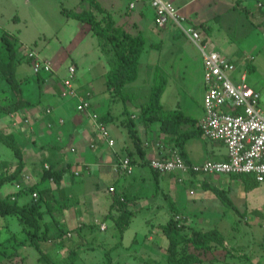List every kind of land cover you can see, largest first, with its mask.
Here are the masks:
<instances>
[{
  "label": "rangeland",
  "instance_id": "obj_1",
  "mask_svg": "<svg viewBox=\"0 0 264 264\" xmlns=\"http://www.w3.org/2000/svg\"><path fill=\"white\" fill-rule=\"evenodd\" d=\"M97 1L113 12L119 25L133 34L141 32L147 38V44L140 59L139 77L134 83L128 85V91L136 94L137 103H143L147 100L154 83V71L159 64L168 77V84L161 99L164 108L167 110L180 108L184 113L195 117L197 115L196 110L206 92L203 82V58L199 48L187 37L178 33L176 34L179 37L173 38L166 31H158V26L153 22V9L149 5L143 9V12H146L145 15H139L137 7L133 10L130 8V13L126 14L124 0ZM240 1L242 2L241 5L249 9L248 12L240 10L241 5L237 3V0H181L180 2L181 4L189 2L183 8L182 13L193 23L200 25L203 21H207L211 25L207 31L201 28L203 35L209 42L217 43L224 55L231 57L228 54L229 50L239 49L233 58L238 59L243 53L240 58L242 69L248 71L249 84L260 91L261 104L264 108V0ZM138 4L143 6L142 2ZM234 5L238 7L234 8ZM42 6L45 9H42ZM62 8L89 10L91 5L90 0H0V34L6 32L19 44L21 41L25 42L20 44L21 47L18 52L20 57L26 56L29 50H33L39 52L41 57L48 58L57 65V74L54 72L50 76V80H56L58 77L65 78L69 66L76 64L78 70H76L75 82L77 78L80 79L81 83L91 82L94 75L92 66L98 69L103 63L106 68L109 67L106 57L98 45L99 38L92 33L88 23L66 16L62 12ZM249 64L253 65L251 70L248 67ZM30 66L33 71V66ZM30 66L25 60H22L17 69L18 77L22 78L27 74L23 78L26 81L25 84L29 81H32L33 84L37 82L36 75H29L31 73ZM4 82L6 81H0L1 103L14 100L10 89H8L9 86ZM60 84L62 85V83ZM45 88L49 89V85L43 84L41 86L42 91ZM4 89L5 91L7 89V93ZM132 103L128 102L126 106L130 110L132 109L131 112L136 115L135 119L140 122V111L136 106L131 107ZM97 109L98 112L104 111L103 107ZM7 116L9 117V115ZM153 124L156 126L158 122ZM23 127L25 126L23 125L22 129ZM0 128L6 134L12 135L10 123L5 118L4 113H0ZM12 136L21 148L28 139V136L23 132L15 133ZM16 158L14 150L0 141V172L4 168L16 166L18 159ZM25 169L30 173L29 165L26 164ZM31 176L33 177V174L29 177ZM228 179L227 182L233 184V191L230 192L232 197L237 196V199H242L241 204L237 203L239 209L236 210L234 207L223 203L220 209H207L205 211L209 214L216 213L218 218L222 220L219 225H191L205 229L218 227L225 235L229 247L235 249L232 252L235 255L231 256L230 253L220 247L207 256L205 264H264V183H258L248 190L245 188L242 179H233L231 176ZM23 183L31 185L33 181L24 180ZM14 186L13 182L6 183L1 188V195L8 196L7 192L14 189ZM139 187L140 191L144 190L143 194L139 193L138 197L140 198L130 205V209L134 211V216L129 226L123 231H117L114 219L106 215L104 219L108 224V230H102L100 224L103 215L95 207L92 208L93 204L90 213L92 216L88 217L89 213L86 211L83 201L86 199L89 202L91 198L96 200L94 188H91L92 192H86V196L79 192L81 187L74 189L78 192H73L70 196H68V189L64 191L65 196H68L67 199H70V203H77V210H80L83 205L79 215L80 220L86 223L85 229L81 230L78 226L79 216L71 217V212L74 209L72 208L69 210L70 213L66 214L68 221L65 224L66 229H70L71 232H68L62 239L66 244H70V247L77 244L75 248L80 255L77 264H169L166 260L167 238L163 235L162 225L167 222L171 215L169 209L171 203L169 201L164 202V198H162L159 204H152L153 199L146 192L155 187L154 179L151 178L146 185ZM195 189L197 188L195 187ZM100 191L103 192V188H100ZM13 195L16 196L15 193ZM126 196L128 199L133 198L130 192H127ZM145 196L150 198L144 199ZM98 197H102L105 205L106 201H111V197L107 194ZM10 199L13 197L11 196ZM178 205L181 207V204ZM201 205L202 203H198V208ZM239 210L242 212L247 210L248 214L253 215L250 223L247 224L243 216L239 217L236 213ZM224 211L227 212L226 217L220 218L224 215ZM46 218L48 221L52 220L50 216L46 215ZM211 221L213 220L211 219ZM0 229V241L11 239L13 233L19 239H26L28 236L26 232H24L25 234L22 232V226L15 216L10 215L6 220L3 218ZM27 241L26 245L21 246L17 244L16 240L7 243L6 247L0 246V264H16L15 261L10 262L8 257L1 253L5 252L4 250L9 254L16 253L17 247L27 257L22 260L17 258L19 264H45L41 259L40 252L29 240ZM73 243L75 245H72ZM41 244L44 250H48V247H54L53 245L56 243L53 239L52 241H43ZM57 246L58 253H56L55 259L58 261L63 260V257L66 259L68 251L63 249L66 246Z\"/></svg>",
  "mask_w": 264,
  "mask_h": 264
},
{
  "label": "crops",
  "instance_id": "obj_2",
  "mask_svg": "<svg viewBox=\"0 0 264 264\" xmlns=\"http://www.w3.org/2000/svg\"><path fill=\"white\" fill-rule=\"evenodd\" d=\"M124 1L126 3L127 10L130 0ZM173 1L180 7L181 11H183V8L189 4V2L181 4V0ZM142 3L143 6H140L141 3L137 5V9H139V15H145L146 12H143V9L146 5H149L145 1ZM41 8L45 9L44 6ZM104 8L108 9L106 7ZM234 13L236 14V12ZM153 22L155 24L154 18ZM169 27L170 28L158 27L157 30L160 32L166 31L173 38L179 37L177 36L174 27ZM20 43L22 45L25 42L21 41ZM214 45L216 49L221 52L218 44L214 43ZM238 51L239 49L229 50L228 54L231 55V57L229 56L231 60H233L239 65L240 68H242V62L240 58L243 53L238 59H233ZM222 54L224 55V53ZM226 57L229 58L228 55ZM27 64L30 66L28 62ZM53 66L54 72L57 74L58 67L55 64H53ZM70 66H74L76 70H78L76 64H71ZM107 69L108 68H106L103 63L101 64V68L98 69L92 66L94 75L92 76L91 82L86 81L81 83L80 79L78 78L75 82V85L79 91L91 93V102L94 110L97 111L98 107L104 108V111L99 112L101 117L105 116V113L109 112L110 110H112L113 115H118L122 110V106L118 104L119 102L111 101V96L107 91L105 84V73ZM30 71V76L36 75L32 69ZM50 76L52 75L42 74L41 76L42 79L44 78V85H49V89L45 88L43 94L41 95L40 93L38 94L37 91V89H39L38 82L33 84L32 81H29L30 84L28 85L29 82L25 84L26 81H23L22 87L24 95L26 98H28L31 104L22 114L24 116L17 115L18 120H16V124H14V121H12L10 116L8 117L5 115V118L8 119V122L10 123L12 135L18 132H23L28 136V139H26L27 141H25V144H23L22 148L24 150L26 164L27 166H30L31 170L30 173H28V171H24L23 175L27 176V174H33V177L31 176L29 181H33V183L41 181L44 164L54 165L59 169L64 168L67 164H71L70 169H66L64 172L60 187L57 188L59 194L60 196L65 195L64 191L68 189V196H70L73 192H78L74 189H79L81 187L79 192L82 193L83 196H86V192H92L93 190H91V188H94L95 191L93 192L97 197L96 200L91 198L88 202L85 199L83 204L85 205L86 211L89 213L88 217L92 216L90 213L94 207L98 212L101 213V215H103V220L101 221L100 226L102 229V225L104 224L105 228L102 230H108V224L104 217L108 213L110 214L113 208L119 206L117 204L118 201H121L120 198L122 197L124 203L129 204L128 207L130 208V205L134 204L133 202L140 198L138 197V194H143L144 190L140 191L139 186L146 185L147 182L151 180V178L154 179L155 187H152V190L146 193L149 194V196L153 199L152 204H159L162 198H164V202H168V199L170 198V200L172 199L176 205L181 204V207L178 205L177 208L179 209V213L185 215L186 223L189 225L194 224L196 226H217L222 222L216 213L215 216V214H209L205 212L207 209H220L223 204L221 198L216 194V189H229L228 195L232 198L233 204L235 206L234 208L236 210L239 209L237 203L241 204L240 202L242 199H237V196L233 198L230 194V192L233 191V184L232 182H227L229 180L228 178L230 177L229 174H189L174 171L166 172L165 175H162L164 173L159 172V174L155 175L154 169L149 164L143 163L142 158H140V149L136 146L134 140L128 137L126 130L123 127L118 126V124L115 122H108V128L110 129L112 137L115 139V146L112 148L110 145H108V143L105 142V140L102 139L101 135L94 129V127L88 123L89 120L87 118V114L77 112L76 99L64 98L61 96L62 85L60 83H62L63 78L58 77L56 80L52 81L50 80ZM24 77H22V79ZM247 78H249V74L247 75ZM54 81L57 82L55 83ZM57 85L59 86L57 87ZM7 86H9L8 83ZM8 89H10L13 95L12 97L15 99L16 94L13 92L10 86ZM5 92L7 93V89ZM133 103L131 104V107L134 106ZM47 110H50V112ZM196 113L197 115L195 118L198 120L204 116L203 99L200 101V105L198 106ZM26 116L32 118L30 124L23 123L22 120ZM132 116H134V118L136 117L135 114ZM50 123L51 126L49 125ZM23 125L25 127L22 129ZM32 128H34L33 131H31ZM138 129L139 136L143 141L142 147L145 151V159L150 160L152 158H166L170 156L171 151L174 149L177 148L179 150V148L175 146V140L160 131V122H158L156 126L151 123V125L148 127H145L143 123L139 122ZM72 148H74L75 151H72ZM182 151L185 160L194 163H202L207 160H223L227 158V149L224 143L217 140H211L204 135L189 139ZM130 153L136 160V166L133 174L127 175L117 170L116 163L118 162L119 157L126 155L129 156ZM13 168L10 167L7 169L13 170ZM77 172H79V174H77ZM39 185L40 188L46 189L53 186V182L47 180L41 182ZM110 186L115 187V192L109 191ZM14 187V189L7 192V195H10V193L13 194L15 192L19 193L20 190L23 189L17 188L16 185ZM195 187L197 189H195ZM100 188H103V192L100 191ZM127 192L132 194V199H128L126 196ZM106 194L111 197V201H106L105 205L103 203L102 197L98 196ZM149 196H145L143 198H150ZM28 199L29 201L32 199L31 195L21 192L16 198V200L22 201L23 203L29 202ZM198 203H202V205L199 206L201 210L198 208ZM209 203H211V205H209ZM70 204L71 208L68 206L64 207V213L60 214L59 212L57 214V219L59 220L58 222L65 226L66 222L68 221L66 214L68 212L70 213L69 210L74 208L71 212V217L79 216V221H77L79 223L78 226H80L81 230H83L86 223L80 220L81 217L79 215L82 212L83 205L80 207V210H77V203ZM113 211L114 212L112 213V216L114 215L116 218L119 214V209L117 210L116 208ZM198 211L200 212L197 213ZM247 212V210L244 212L239 210L236 213H238L239 217L243 216L248 224V222L250 223V219L253 215H250ZM258 212L261 214L260 211ZM226 213L227 212L224 211V215H222L220 218H225ZM211 219L213 221H211ZM55 245H53L54 247H48L47 250L50 253L53 252L54 255L51 253L53 256H56V253H58L57 245L59 244L56 243ZM73 245H75V243H73ZM62 246H66V248L63 249L67 250L68 246L66 244H62Z\"/></svg>",
  "mask_w": 264,
  "mask_h": 264
},
{
  "label": "trees",
  "instance_id": "obj_3",
  "mask_svg": "<svg viewBox=\"0 0 264 264\" xmlns=\"http://www.w3.org/2000/svg\"><path fill=\"white\" fill-rule=\"evenodd\" d=\"M237 3L241 5L242 2L237 0ZM90 5L91 8L89 10L62 8V12L68 17L81 20L90 25L92 33L99 38L98 45L101 52L106 57L109 66L105 73L107 91L111 96V101L119 102L118 104L122 106V110L118 115H113L112 110H110L105 113V116L101 117V120L106 124L108 122H115L118 126L123 127L128 137L133 139L136 146L140 149V158H142L143 163L150 165V160L144 158L145 151L142 147L143 141L138 132L139 122L132 116L133 113L126 106L128 102H134L136 103L134 106L140 111V123L148 127L151 123L160 122V131L175 140V146L179 148L183 156L182 150L186 142L193 137L204 135L199 124L200 120L184 113L180 108H175L173 110H166L164 108L161 99L168 84V77L159 64L154 71V83L147 100L143 103H137V98H135L136 94L128 91V85L134 83L139 77L140 59L146 47L147 38L141 32L133 34L122 25H119L113 12L109 9H105L97 0H90ZM236 7L238 6L234 5V8ZM240 10L242 12L249 11V9L243 5H241ZM126 13H130L129 4ZM198 27L200 29L204 28L207 31L211 25H209L207 21H204ZM206 41H208L207 38ZM20 44L6 32L0 34V81L5 80L16 94V98L13 101L7 103L0 102V113H4L5 115L12 113L22 115L25 109L31 104L24 95L22 87L24 80L17 76V69L22 63V60L32 65V59L28 57V54L24 56L25 58L18 55L21 47ZM252 66L251 64L248 65L250 70ZM36 76L37 82L39 83V89H37V91L38 94L40 93L41 95L43 94L41 86L44 84V78L42 79L41 73H37ZM85 97L91 102V93L86 94ZM0 141L11 147L18 158H16L17 164L13 170L4 168V170L0 172V191L6 183L13 182L16 186L17 184L20 185L19 189L23 188L20 190L21 193H31V198L34 191L38 192V198L36 200L32 198L29 202L22 204L17 200L10 199L13 194L2 196L0 193V228L1 220L3 218L6 220V218L11 215L17 217L22 226V232L28 234V239L27 237L26 239H19L16 234L13 233L11 239L0 241V246L6 247L7 243L13 240H16L19 246L26 245L28 243L27 240H29L35 249L40 252L41 259L45 264H77V260L80 258L75 248L77 244L74 247H70V244H66L62 240L71 230L66 229L57 219V214L59 212L60 214L64 213V207L71 206L69 202L70 199H67L68 196H60L57 189L60 187L64 172L66 169H70L71 164H67L61 169L56 168L54 165H49L50 168L47 169L45 167L46 164H44L41 181L26 186L22 182L24 180L29 181L31 177H29L30 175H23L26 166L23 149L11 134H6L1 128ZM129 156L135 163L136 160L133 158V155L130 153ZM154 172L155 175L159 174L155 169ZM229 176L233 179H242L245 183V188L248 190L260 183L251 174H229ZM47 180L52 181L53 186L46 189L40 188L39 184ZM215 191L223 203L235 207L232 198L228 195L229 189H216ZM20 192H15V195L18 196ZM168 201L171 203L169 206L171 215L167 222L162 225V231L163 235L167 238L166 260L169 264H205L207 256L220 247L230 253L231 256L235 255L232 254L235 249L229 247L225 235L218 227L205 229L187 224L185 215L179 213V209L176 208L175 202L172 199L170 200V198ZM117 205H119L116 207L117 210L119 209L118 216L116 218L114 215L112 216L113 210L116 208H113L110 214L108 213L106 216L114 219L117 231H123L129 226L134 216V211L130 209L123 200L118 201ZM46 215L50 216L52 220L48 221ZM177 215H181V218L177 219ZM53 224H55V227ZM53 239L54 242L59 245L66 244L69 246L67 250H65L68 251L66 259L63 257V260L58 261L49 251L43 249L41 243L48 240L52 241ZM17 249L18 247L15 249L16 253L9 254L4 250L5 252L1 254L8 257L10 262L15 261L16 264H19L17 258H21L22 260L25 259L26 256Z\"/></svg>",
  "mask_w": 264,
  "mask_h": 264
},
{
  "label": "built area",
  "instance_id": "obj_4",
  "mask_svg": "<svg viewBox=\"0 0 264 264\" xmlns=\"http://www.w3.org/2000/svg\"><path fill=\"white\" fill-rule=\"evenodd\" d=\"M147 2L154 10L155 24L160 28L174 27L175 32L187 37L201 51L203 58V77L206 92L203 98L204 116L200 127L205 137L224 143L227 158L207 160L202 163L188 162L176 148L169 157L152 158L150 166L160 173L183 172L189 174H251L264 183V109L261 107L260 91L252 87L247 78V70L239 67L230 58L216 49L214 43L206 41L202 29L185 16L173 0H130L129 7L134 9L139 2ZM34 73L52 75V61L40 56L39 52L29 50ZM76 68L70 66L62 80L61 96L76 99V110L87 114L89 124L101 135L108 145L115 146L108 125L101 120L99 112L92 108V103L85 97L89 92H81L75 85ZM50 112V110H47ZM16 124L18 116L9 114ZM30 117H24L25 124L31 123ZM51 126V123L49 124ZM34 128L31 129L33 131ZM72 151H75L72 148ZM135 163L128 155L118 158L116 168L123 174L131 175ZM48 169L50 166L45 165ZM79 174V172H77ZM20 188V185L17 184ZM110 186L109 191L115 192ZM16 200V196H12ZM38 198V192L32 193ZM121 200L123 198L121 197ZM177 219L181 215L176 216ZM105 225H102V229Z\"/></svg>",
  "mask_w": 264,
  "mask_h": 264
}]
</instances>
